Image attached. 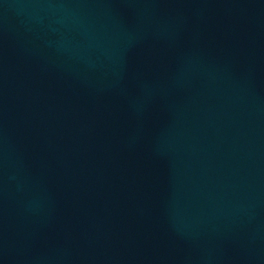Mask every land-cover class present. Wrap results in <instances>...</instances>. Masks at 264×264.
I'll return each mask as SVG.
<instances>
[{
  "label": "water",
  "instance_id": "obj_1",
  "mask_svg": "<svg viewBox=\"0 0 264 264\" xmlns=\"http://www.w3.org/2000/svg\"><path fill=\"white\" fill-rule=\"evenodd\" d=\"M0 264H264V0H0Z\"/></svg>",
  "mask_w": 264,
  "mask_h": 264
}]
</instances>
